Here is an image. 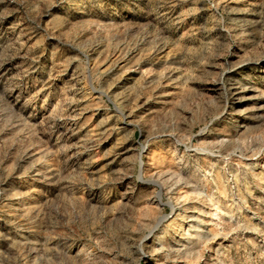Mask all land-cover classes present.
I'll return each mask as SVG.
<instances>
[{
	"label": "rangeland",
	"instance_id": "rangeland-1",
	"mask_svg": "<svg viewBox=\"0 0 264 264\" xmlns=\"http://www.w3.org/2000/svg\"><path fill=\"white\" fill-rule=\"evenodd\" d=\"M0 264H264V0H0Z\"/></svg>",
	"mask_w": 264,
	"mask_h": 264
},
{
	"label": "bare ground",
	"instance_id": "bare-ground-1",
	"mask_svg": "<svg viewBox=\"0 0 264 264\" xmlns=\"http://www.w3.org/2000/svg\"><path fill=\"white\" fill-rule=\"evenodd\" d=\"M149 181L154 182L153 180H149ZM8 191H9V190H8ZM159 194L161 195V193H159ZM12 197H13V196H12ZM12 197H11V198H12ZM15 199H16V198H15ZM13 202H14V201H13ZM19 202H20V201H19ZM10 203H11V202H10Z\"/></svg>",
	"mask_w": 264,
	"mask_h": 264
}]
</instances>
